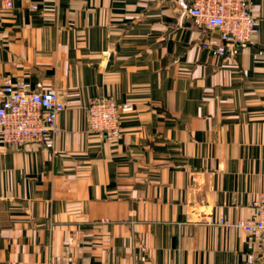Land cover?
<instances>
[{
    "label": "crops",
    "instance_id": "1",
    "mask_svg": "<svg viewBox=\"0 0 264 264\" xmlns=\"http://www.w3.org/2000/svg\"><path fill=\"white\" fill-rule=\"evenodd\" d=\"M11 1L0 92L24 78L65 110L52 149L0 146V264H264V235L215 224L264 198V0L226 57L181 0ZM93 97L133 105L120 139L89 130Z\"/></svg>",
    "mask_w": 264,
    "mask_h": 264
},
{
    "label": "built area",
    "instance_id": "2",
    "mask_svg": "<svg viewBox=\"0 0 264 264\" xmlns=\"http://www.w3.org/2000/svg\"><path fill=\"white\" fill-rule=\"evenodd\" d=\"M11 7V0H0ZM35 8L36 4L30 5ZM181 17L209 29L215 37L201 43L214 56L226 57L238 53L259 34V22L253 15L250 0H181L177 3ZM134 109L131 103H118L113 97H93L85 105L90 131L106 140L122 136L121 116ZM65 110V102L55 87H33L24 78L7 77L0 92V146L5 148L26 145L53 148L59 132L57 120ZM253 217L229 220L219 216L216 223L226 231L240 230L255 240L264 235V198L251 203ZM252 255L248 262H252Z\"/></svg>",
    "mask_w": 264,
    "mask_h": 264
},
{
    "label": "water",
    "instance_id": "3",
    "mask_svg": "<svg viewBox=\"0 0 264 264\" xmlns=\"http://www.w3.org/2000/svg\"><path fill=\"white\" fill-rule=\"evenodd\" d=\"M176 11H177V14H178V18L180 19V17H181V11L179 10V9H176Z\"/></svg>",
    "mask_w": 264,
    "mask_h": 264
}]
</instances>
